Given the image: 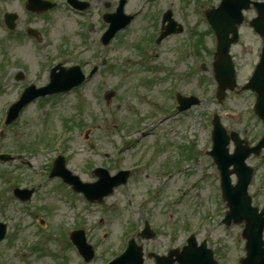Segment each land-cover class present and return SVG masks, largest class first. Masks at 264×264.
I'll return each mask as SVG.
<instances>
[{
    "label": "rangeland",
    "instance_id": "1",
    "mask_svg": "<svg viewBox=\"0 0 264 264\" xmlns=\"http://www.w3.org/2000/svg\"><path fill=\"white\" fill-rule=\"evenodd\" d=\"M56 1L59 4L45 15H35L23 9V0H0V12L9 8L20 16L19 36L11 38L0 27V121L4 105L29 83H47L54 64L61 63L66 68L98 58L100 69L78 90L39 99L23 110L19 122L5 126L0 151L6 150L16 157L0 163V169L6 172L4 178L0 176V220L7 228L6 240L0 242V264H98L120 247L123 234L134 236L136 244L143 245L147 254L152 250L163 253L185 244L190 232L198 243H207L219 263L236 264L237 258L245 255L243 224L231 223L226 227L222 223L227 207L222 206L219 186L214 183L217 166L206 152L212 145L210 122L214 112L229 132L248 134L252 141L264 132L262 121L253 112L255 97L234 91L218 103L214 96L217 85L212 74L214 53L210 37L203 38L209 50L202 51L205 71L199 67L200 58L188 53L185 33L168 36L160 44L148 40L158 33L160 14L166 8L172 9L175 19L176 14L178 20L187 15V27L203 28L196 22L195 3L181 11L177 9L178 0H147L130 27L120 37L116 35L105 50L95 38L107 26L102 15L114 11L116 0H89L88 13L94 28L86 38L80 35L83 18L67 12L60 0ZM139 1L130 0L126 10L135 9ZM207 1L212 5L219 3ZM252 16L245 17L248 20ZM30 26L42 33V44L36 45L26 37V28ZM241 33L243 44L234 48L240 84L250 76L260 45L247 23L242 25ZM243 47L250 50H242ZM102 58L107 61L104 66ZM21 70L25 77L15 80ZM178 77V86L170 87V82ZM170 89L192 94L200 102L186 112L170 114L168 119L157 118L173 102ZM111 90L114 96L107 102L104 95ZM153 114L157 118L154 122L149 118ZM65 119H70L71 128L67 130L63 125ZM135 126L141 133L137 130L129 138L127 131ZM62 131H66L67 138L59 143ZM58 143L67 155V166L82 180L93 181L89 169L92 164H105L112 173L117 166L134 170L126 186L116 187L101 203L84 202L81 194L65 191L64 183L57 179L38 184L49 172L51 160L59 151ZM232 150L230 143L229 151ZM263 154L264 150L259 158L249 160L258 165L256 185H250L249 194L259 206L264 203ZM177 167L178 172L162 185L164 172L171 175ZM206 169L209 176L193 187L194 180ZM6 178L18 179V183H8ZM190 182L192 191L179 198V192ZM15 186L32 188V198L21 202L12 194ZM100 218L102 223L98 222ZM144 219L160 226L156 238L146 240L136 234ZM63 224L87 227L86 235L96 242L93 260L83 262L69 240L62 238L69 230L61 228ZM145 254L144 263L151 264Z\"/></svg>",
    "mask_w": 264,
    "mask_h": 264
},
{
    "label": "water",
    "instance_id": "2",
    "mask_svg": "<svg viewBox=\"0 0 264 264\" xmlns=\"http://www.w3.org/2000/svg\"><path fill=\"white\" fill-rule=\"evenodd\" d=\"M234 4H236L234 0L225 1V5H227V7L230 8V6H233L231 8L236 9V10H233V15H235L236 12L240 11L241 9L240 6H238V4L237 5H234ZM256 6L258 9L259 17L254 19L251 24L252 26H254V28H256L257 31L260 32V34L262 35L264 39V4L256 3ZM30 7L33 8L32 5H30ZM219 9H221V5L219 6ZM114 28L116 27L111 26L110 28L111 31L109 33H112ZM225 36L226 35L223 34V32L219 34L220 43L217 49L218 54L214 62L215 63L214 74H215L217 83L219 85L217 96L219 97L220 100L223 99L226 88L234 89V86H235L233 65L230 62V57L228 55V48H229L231 41L227 40ZM64 77H65V74L63 73L61 75V78H64ZM57 80L61 81L60 78H57ZM64 80L67 82L69 81L68 75H66ZM56 83L57 82L55 81V78H54V81L49 86L54 87ZM67 84H68L67 87L72 85L69 83ZM246 87H249L252 90L257 92L258 102L255 105L256 112L264 120V113L262 114V110H264V101H263L264 99V48H263V53L260 59V63L258 64L255 70V74L250 79V81L247 83ZM56 89L57 88H55V91ZM45 92H50V91L44 90L43 94H45ZM193 102H197V101L194 100L193 98L191 99L190 103H193ZM19 106L21 105L19 104L14 105L12 107V113L17 112ZM214 119H215L214 129H213L214 131H213V137H212V141H214V148L211 153L216 159L217 163L221 165V169H222L221 174H223L222 185L224 186L223 187L224 197L228 200L229 207H231V210L227 214L226 222H229L231 217L234 218L235 222H240L241 220L245 221V228H244L243 236L247 240V243H246L247 256L241 260V263L242 264H264V257H263L264 247H263V241L261 239V234H262V230L264 226V216L257 214L256 210L254 208H251V206H249V198L246 195V188H247V185H248L247 183L249 182V180L247 179L240 180L237 186L235 187H232L229 184V178H228L229 174H227L228 171L227 169H225L228 163L223 165L224 160L227 156L225 145L228 143V140H227V136L225 135V131L222 130V127L219 123V119L217 117H215ZM262 139L263 140L261 141V143L259 144L257 148L264 145V137ZM60 169L62 170V164H60ZM64 172L65 170L63 169V173ZM107 186H109V184ZM101 193H102L101 195H104V192H101ZM263 213H264V210H263ZM3 235H4V232L0 231V238H2ZM75 241L78 247L81 248V251L84 254L90 252V248L84 246L78 240V238H76ZM132 248H133L134 256L136 257L133 263L142 264V258L140 254L135 250L134 246H132ZM193 248L189 247L188 249H192L193 251H195ZM183 254L184 256L183 258H181V261H180L181 264H215L214 261L212 260V253L210 251H205V253L199 252L196 255L195 253L190 252V250H187Z\"/></svg>",
    "mask_w": 264,
    "mask_h": 264
},
{
    "label": "flooded vegetation",
    "instance_id": "3",
    "mask_svg": "<svg viewBox=\"0 0 264 264\" xmlns=\"http://www.w3.org/2000/svg\"><path fill=\"white\" fill-rule=\"evenodd\" d=\"M210 4V3H209ZM208 4V5H209ZM207 5V6H208ZM15 12L16 14H17V16L18 17H16V20L15 21H13L14 22V29L12 30L13 32L12 33H10V35H14V36H19V35H17V32H18V28H17V23H18V19H19V15H18V13L16 12V11H14V10H12V9H7V10H2V12H0V27H2V28H4L5 30H6V27H5V25H6V20H7V18H6V16H5V14L6 13H8V12ZM48 12V11H47ZM254 13V8H250L247 12H245V15H244V17L245 16H247V15H249V14H253ZM245 20H246V17H245ZM8 33V32H7ZM213 34V33H212ZM207 36H209V33H207Z\"/></svg>",
    "mask_w": 264,
    "mask_h": 264
}]
</instances>
